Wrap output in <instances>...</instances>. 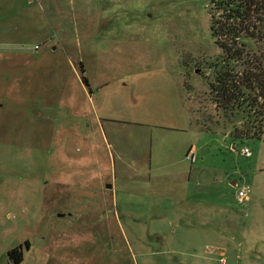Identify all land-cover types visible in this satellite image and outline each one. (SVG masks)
<instances>
[{
    "label": "rangeland",
    "instance_id": "1",
    "mask_svg": "<svg viewBox=\"0 0 264 264\" xmlns=\"http://www.w3.org/2000/svg\"><path fill=\"white\" fill-rule=\"evenodd\" d=\"M209 7L210 0H0V36L10 41L9 50L0 43V264H11L7 253L19 246L21 264H264V130L259 140L233 139L215 110L208 79L221 51ZM169 103L193 122L187 138L196 161H184L194 173L181 190L167 177L152 195V174L128 159L135 149L169 148L172 139L153 126ZM103 105L124 132V167L107 127L92 121ZM210 117L215 132L201 129ZM242 186L248 198L238 203ZM158 210L165 218L147 220ZM175 212H186V244L174 241ZM158 229L165 237L154 236Z\"/></svg>",
    "mask_w": 264,
    "mask_h": 264
},
{
    "label": "trees",
    "instance_id": "2",
    "mask_svg": "<svg viewBox=\"0 0 264 264\" xmlns=\"http://www.w3.org/2000/svg\"><path fill=\"white\" fill-rule=\"evenodd\" d=\"M209 15L210 36L221 51L211 65L212 79L207 78L210 98L224 124H231L230 137L259 140L264 130V55L255 49L264 45V0H210ZM81 81L89 87L86 77ZM237 116L243 120L239 127ZM204 121L201 129L215 132L212 117ZM7 256L11 264L23 261L20 246Z\"/></svg>",
    "mask_w": 264,
    "mask_h": 264
},
{
    "label": "crops",
    "instance_id": "3",
    "mask_svg": "<svg viewBox=\"0 0 264 264\" xmlns=\"http://www.w3.org/2000/svg\"><path fill=\"white\" fill-rule=\"evenodd\" d=\"M0 43L4 46L3 49L9 50L10 41L7 38H5L3 35L0 36ZM80 82L82 83V85H84L81 80ZM106 85L107 83L105 82L104 84L99 85L98 88H106ZM96 97L97 99H100L102 97V90L97 92ZM132 103L134 105L138 104L137 98L135 96L134 98H132ZM162 110L164 111L162 120L160 119V117L153 118V114L150 115V117H152L155 121L159 120V122L154 123L153 126L160 128V130L163 133H165L164 135H161L160 137H164V138L170 137L172 139V142H170L169 148L165 149L163 148V145L158 144L155 152L152 151V148L143 149V150L135 149L136 155L128 159L130 164H133L134 166L138 165L139 163L140 164L143 163V165L147 168L149 174H152V180L156 185V191L152 193V195H154L155 193H158L159 196L161 195L160 193H161L162 187L166 186V183L168 182L167 177H171V181L177 184L181 190L182 189L181 183L185 180L187 181V183H189L190 178L192 177V173H194V167L186 166L185 161H184L186 160L185 155L187 154L189 149L194 147L192 146L190 140H188L187 138L190 135V132L189 133L187 132L191 131L193 127V122L189 114L186 113L185 107L183 108L180 107L174 110V106L170 103L167 105V109H162ZM95 116L96 117H92L93 123L102 130L105 128V126L107 127L103 133L107 141H108L107 139L108 137L110 139L111 143H109L108 145L111 144L113 157L114 159L117 160L119 166L124 167L126 163V159L123 155L124 151L122 150V144L123 142H125V139H124L125 136L123 135L124 132L122 131L121 126L115 125V123H111L112 121H116V120L112 119V115L106 111L105 105H103V109L101 110V113L95 114ZM155 116H158L156 112H154V117ZM109 123L113 125H108ZM135 123L138 126H142V124L150 125V123H145L143 121H135ZM135 123H132V124H135ZM162 129H165V130H162ZM198 130L200 129L198 128ZM186 161L190 162L189 160H186ZM163 162H166L167 164H163ZM183 163H184V168H182ZM177 164H178V168L176 171H174L173 167H175ZM145 167L143 168V170L145 169ZM153 168H155L156 173H154ZM159 171H164V172L159 174L157 173ZM115 175L112 176V178H110V182H112L110 189H113L114 187V181L116 180ZM150 181H151V178H148L147 182H150ZM234 182L236 185V181ZM187 196H188V192L185 191L183 193V198ZM103 199L105 200V202L109 200V198L106 199L105 197ZM111 202H112V199H111ZM104 207H106V205L101 208L105 209ZM103 213L104 215H106L105 210L103 211ZM148 214L156 215V216H150L147 218V220H151V221L160 219V218H165L164 216L166 215V213H164L165 215H162L159 210L157 212L153 211V213L148 212ZM184 216H186V212H175L171 218L176 222V226H177L176 232L173 235L174 241L177 242L178 240L185 237V239L181 240V243L186 244L188 242V237H186V234L188 232L189 225L181 224V222L184 221L182 219ZM143 221H145V219L136 220V222H143ZM158 230H159L158 231L159 233H154V236L156 237L160 235L162 237H165V233L160 229Z\"/></svg>",
    "mask_w": 264,
    "mask_h": 264
},
{
    "label": "built area",
    "instance_id": "4",
    "mask_svg": "<svg viewBox=\"0 0 264 264\" xmlns=\"http://www.w3.org/2000/svg\"><path fill=\"white\" fill-rule=\"evenodd\" d=\"M241 154L245 157L250 156V151L247 148H244L241 151ZM185 159L189 160L191 163L196 161V150L194 147L190 148L187 154L185 155ZM247 197V187L242 186L238 189L236 194V200L238 203H243Z\"/></svg>",
    "mask_w": 264,
    "mask_h": 264
},
{
    "label": "flooded vegetation",
    "instance_id": "5",
    "mask_svg": "<svg viewBox=\"0 0 264 264\" xmlns=\"http://www.w3.org/2000/svg\"><path fill=\"white\" fill-rule=\"evenodd\" d=\"M20 247H21V246H20ZM26 248H27V250H29V246H28V247L26 246ZM21 251H22V247H21ZM22 253H23V251H22Z\"/></svg>",
    "mask_w": 264,
    "mask_h": 264
},
{
    "label": "water",
    "instance_id": "6",
    "mask_svg": "<svg viewBox=\"0 0 264 264\" xmlns=\"http://www.w3.org/2000/svg\"><path fill=\"white\" fill-rule=\"evenodd\" d=\"M235 186V184H233ZM110 187V186H109Z\"/></svg>",
    "mask_w": 264,
    "mask_h": 264
}]
</instances>
